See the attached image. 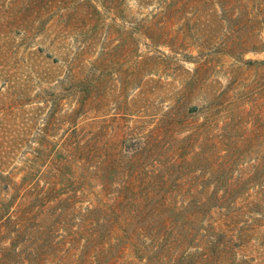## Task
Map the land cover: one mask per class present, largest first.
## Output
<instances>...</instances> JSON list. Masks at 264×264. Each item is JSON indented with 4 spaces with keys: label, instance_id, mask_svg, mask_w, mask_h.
Listing matches in <instances>:
<instances>
[{
    "label": "trees",
    "instance_id": "trees-1",
    "mask_svg": "<svg viewBox=\"0 0 264 264\" xmlns=\"http://www.w3.org/2000/svg\"><path fill=\"white\" fill-rule=\"evenodd\" d=\"M58 1L53 3L67 8L60 15L64 28L75 29L80 23L93 27L100 14L91 0ZM106 1L118 9L121 0ZM135 1L141 15L134 23L136 46L140 36L148 38L147 45L174 44L171 26L183 20L180 31L196 30L206 38L203 43L220 40L225 47L222 54L264 51V0ZM13 5L0 1L1 46L9 48L15 31L34 28L33 19L9 14ZM87 34L85 50L95 38L93 30ZM141 74H136L138 82ZM224 94L220 90L210 99L204 97L208 105L203 106L204 113L213 111L217 119ZM227 125L225 121L223 127H197L198 150L192 151L193 156L185 151L189 135L168 144L161 136L148 134L134 147L125 143L113 164L98 159L92 160L94 165L58 163L45 198H52L45 206L51 208L49 215L42 208L46 201L39 205L44 197L21 199L30 187L4 175L9 181L1 186L6 214L0 219L8 227H0V235L12 237L0 240V264H264L262 162L245 161L247 144L260 138L259 133L248 142L240 133L243 127ZM87 145L86 153L82 144L72 147L73 156L80 149L88 157L91 144ZM191 157L211 163V177L204 179V172L193 176L187 182V187L194 185L187 188L189 201L178 205L177 194H185L183 164ZM79 170L84 172L83 181L77 180ZM96 183L100 188L94 192ZM82 196L90 197L84 206ZM12 204H18L14 214ZM39 207L44 212L31 213ZM245 250L251 255L241 253Z\"/></svg>",
    "mask_w": 264,
    "mask_h": 264
},
{
    "label": "rangeland",
    "instance_id": "rangeland-1",
    "mask_svg": "<svg viewBox=\"0 0 264 264\" xmlns=\"http://www.w3.org/2000/svg\"><path fill=\"white\" fill-rule=\"evenodd\" d=\"M0 1L14 2L9 14L33 19L34 25L30 31H15L10 48L1 46L0 39V217L6 214L1 186L9 178L30 187L21 199L44 197L39 205L45 200V208L52 203V198H45L60 162L94 165L92 160L98 159L113 164L125 143L134 147L148 134H157L168 144L189 135L185 151L193 156L198 150L197 127H223L225 121L227 127H243L240 133L248 142L259 133L260 138L247 144L245 161L260 159L264 177V51L222 54L220 40L203 43L206 38L196 30L180 31L183 20L171 26L172 46L147 45L144 36L136 46L134 23L141 15L135 0H121L118 9L106 0H91L100 10L93 27L80 23L75 29L62 27L60 15L67 8L53 3L56 0ZM89 30L95 38L85 50ZM146 58L150 61L143 64ZM220 90L225 93L221 102L225 113L214 119L213 111L202 110L208 106L203 99ZM87 144L91 146L85 157L79 152L84 145L86 153ZM78 146L73 156L71 148ZM211 166L195 157L183 164L185 194H177L178 205L190 199L187 188L194 185L187 187V182L203 172L202 177L209 179ZM77 175L78 181L85 180L83 170ZM99 188L96 183L94 192ZM88 198L80 197L82 206ZM17 207L12 204L10 213ZM45 209L49 215L51 208ZM42 212L40 207L31 210ZM0 222V227H8ZM11 237L3 234L0 240ZM241 253L251 255L249 250Z\"/></svg>",
    "mask_w": 264,
    "mask_h": 264
}]
</instances>
